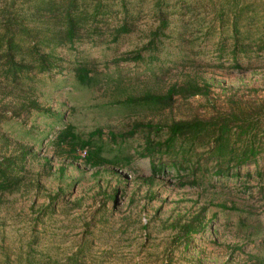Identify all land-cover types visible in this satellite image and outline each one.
I'll return each mask as SVG.
<instances>
[{
    "label": "trees",
    "instance_id": "16d2710c",
    "mask_svg": "<svg viewBox=\"0 0 264 264\" xmlns=\"http://www.w3.org/2000/svg\"><path fill=\"white\" fill-rule=\"evenodd\" d=\"M1 0L0 1V214L6 197L20 193L21 196L41 195L42 178L65 170L61 164L53 169V159L39 155L35 149L42 142V131L31 136L32 144L13 139L3 131L2 126L10 118L28 117L44 108L40 105L36 86L37 76L54 77L64 69V60L55 48L74 45L75 42H92L95 45L108 42H136L132 48L121 51L113 58L115 69L122 62H138L156 58L157 53L165 49L166 44L175 47L197 50L186 62L179 63V78L163 89H146L136 93H125L113 97L109 104H116L122 110L145 108L153 113L163 114L172 110L179 101L194 96L207 98L211 93V83L205 78L198 66L204 65L216 69L249 70L253 59L264 56V3L257 7L255 2L247 0ZM209 17V21H207ZM203 35V38L200 37ZM218 39L214 42L210 40ZM206 45L213 47L211 61H203ZM178 64L176 65V68ZM99 70L94 61L78 60L71 72L72 79L80 87L107 89L114 83L120 86L129 77L120 73L113 76L107 69ZM204 71V70H203ZM242 98L230 102L238 103ZM244 107L230 109L217 108L208 115L193 114L186 118L155 120V116L142 120L132 119L127 130L108 129L105 140L98 139L102 128L90 131L87 137L77 134L72 124H67L54 138L57 145H68L67 158L73 163L79 156L75 153L83 150L84 163L97 167L93 175L111 174V183L104 189L100 202L87 213L82 211L84 230L75 250H58V246L47 245L35 249L37 236L28 233L25 246H0V264H81L84 256L92 247L94 232L98 222L107 224L112 221L116 211L117 193L124 192L131 183L129 174L120 171L122 166L130 165L137 158L147 157L151 162V174L141 176L142 182L150 186L158 182L160 176L173 172L178 186L199 185L208 178L210 170L220 176L241 175L240 167L257 163L264 153V104L256 106L244 102ZM159 117V116H158ZM157 118V117H156ZM63 115H56V121ZM97 135L98 138H93ZM140 137L142 143L133 151L124 145L129 139ZM107 148L110 156L105 154ZM38 160L41 172H32L29 164ZM109 166V167H104ZM103 167V168H101ZM159 173L162 175L158 176ZM248 177H263V172H246ZM113 182L114 185H113ZM257 192L264 202V185L259 181ZM241 185V184H240ZM244 187V184L243 186ZM247 193L252 197V192ZM63 189L54 194L57 201L48 202L39 207L35 215L26 213L35 220L42 221L44 216L52 215L58 204L66 199ZM46 197L51 199V195ZM130 201H134L131 199ZM34 203L29 206L32 212ZM70 209L82 208V199L65 202ZM213 204V202H210ZM218 209L209 214L208 204H201L188 216L183 215L172 221H162L163 228L169 230V236L177 244L187 246L194 235L202 236L212 226L218 214L226 216L224 228L233 232L228 242L219 243L214 226L211 230V242L226 249L223 264H229L238 258L239 264H264V204L262 210L247 202L215 203ZM89 208V207H88ZM128 214H123L125 219ZM0 218V237L4 240L7 226L4 215ZM140 223V220H139ZM211 224V225H210ZM149 222L143 227L147 228ZM2 226V227H1ZM252 245V247H249ZM11 250V251H10ZM10 251V252H9ZM200 263V258H195ZM168 264V263H166ZM231 264V263H230Z\"/></svg>",
    "mask_w": 264,
    "mask_h": 264
},
{
    "label": "rangeland",
    "instance_id": "374dc122",
    "mask_svg": "<svg viewBox=\"0 0 264 264\" xmlns=\"http://www.w3.org/2000/svg\"><path fill=\"white\" fill-rule=\"evenodd\" d=\"M1 1V0H0ZM218 5L219 2L228 0H212ZM230 1V0H229ZM255 2L257 7H261L264 0H247ZM209 21V17L206 19ZM200 37L203 38V35ZM218 38L214 37L211 42ZM177 42V41H176ZM174 44H166L165 49L157 53L156 58L144 59L138 62H122L119 68L115 69L112 64L113 58L121 51L132 48L136 42H108L107 44L95 45L92 42H75L57 46L56 52L64 60V69L60 74L54 77L37 76V88L42 91L40 95L37 91L38 101L43 110L33 112L28 117L10 118L2 126V129L10 138L20 139L22 142L32 144L31 136L38 134L43 137L42 142H37L35 149L39 155H44L53 159V169H57L61 164L65 170L61 173L54 172L53 175L42 178L43 189L41 195L34 197L33 194L21 196L20 193L8 195L7 202L3 203L1 215L6 216L7 226L4 240L0 237V246L19 247L24 245L28 239V233L37 236L38 245L35 249L58 246V250L68 253L75 250V243L80 240L84 230L83 222L90 210H93L99 204L102 194L98 192L111 183V174L101 173L94 176L93 173L98 170L95 166L84 163L83 150L78 149L75 153L78 159L73 163L70 157H66L68 145L62 146L54 143L56 134L67 124H72L74 131L81 137H87L90 131L96 128H102L103 134L98 138L105 140L108 129L127 130L132 119L152 118L155 120H170L172 117L186 118L193 114L200 116L208 115L217 108L244 107V102L253 106L259 103L264 104V56L253 59L249 70L246 69H216L209 66H198L199 71L204 72L205 78L211 83V93L205 98L203 96H194L185 102L179 100L172 110H167L163 114L153 113L145 108L135 110H122L116 104L105 102L111 98L125 93H136L146 89H163L170 82L179 78L181 66L173 65L172 60L184 59L188 62L194 52L197 50L189 47H175ZM202 52H206L203 61H211L213 58V47L206 45ZM78 60L94 61L99 70L107 69L113 76L121 74L123 77H129L120 86L114 83L107 89L80 87L75 84L69 72ZM69 69V71H67ZM204 70V71H203ZM242 98L238 103L230 102ZM63 115V119L56 121V115ZM159 116V117H158ZM157 117V118H156ZM146 121V120H145ZM142 143L140 137L131 138L124 143L128 150L133 151L139 148ZM105 154L110 156L105 147ZM32 172H41L42 165L38 160H32L29 164ZM109 167V166H104ZM103 168V167H101ZM256 170L263 172L260 180L259 176L248 177L246 172L254 173ZM120 171L129 174L131 183L124 192L117 193L116 211L112 221L104 225L98 222L92 240V247L82 259L81 264H223L226 257V249L211 242L212 228L215 226L218 242H228L233 236V232L224 228L226 216L222 213L211 223L202 236L194 235L187 246L179 245L172 241L169 236V230L163 228L162 221H172L179 216H188L195 211L201 204H208L209 214L216 211L218 207L213 205L220 201L229 203L231 200L238 203L247 202L255 207V211L262 210L264 202L261 195L257 192L259 181L264 185V153L260 155L257 163L246 164L240 167L241 175L220 176L214 173V169L203 183L199 185L178 186L176 179L171 174L160 176V180L150 186L156 196L149 194V185L139 179L141 176L151 174V162L147 157L137 158L130 165L122 166ZM115 182H113L114 185ZM241 184V185H240ZM244 184V187H242ZM252 192V197L247 191ZM58 189H63L62 196L64 201L57 205L52 215L44 216L42 221L35 224L31 216H35L41 210L39 207L45 206L48 202L57 201L55 193ZM51 195V199L46 197ZM82 199V208L70 209V205L65 202L74 199ZM133 199L134 201H130ZM34 203V210L30 212L29 206ZM210 202H213L211 204ZM89 207V208H88ZM82 211H85L86 218H82ZM26 213L31 216H26ZM123 214H128L125 219H121ZM261 219L264 213L259 215ZM140 220V223H139ZM147 228L143 227L148 223ZM210 224V225H211ZM2 227V226H1ZM252 247V245H249ZM11 251V250H10ZM9 251V252H10ZM11 262L14 264V256L10 253ZM195 258H200V263ZM239 264L238 258L229 262V264Z\"/></svg>",
    "mask_w": 264,
    "mask_h": 264
}]
</instances>
